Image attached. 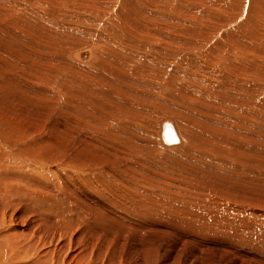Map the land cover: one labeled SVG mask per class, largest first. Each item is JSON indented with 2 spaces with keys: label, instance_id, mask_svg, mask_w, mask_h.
Returning <instances> with one entry per match:
<instances>
[{
  "label": "rangeland",
  "instance_id": "1",
  "mask_svg": "<svg viewBox=\"0 0 264 264\" xmlns=\"http://www.w3.org/2000/svg\"><path fill=\"white\" fill-rule=\"evenodd\" d=\"M197 1L198 2L195 0H188L187 2H185V0H159L160 3L158 5L152 2L150 3V0H0L1 10H5V6L3 7L4 4L14 6L15 14L14 11H11V13L12 16L17 15L13 25L0 19V94H2L5 89H8L10 95L6 101H13L9 103V105L14 107V109H12L14 110L13 112H10L9 109V111H7V106L3 108L0 107V109L2 108L0 111L3 113L0 112V160H2L4 156L9 158V161L0 164V167L2 169H21L22 171L30 168L25 173L29 177L28 181L34 183V178L41 177L38 169L40 163L48 164L55 162L58 165L52 170L48 169V181L46 182L57 186L60 184V181L63 182V180L55 177L52 171L60 170V166L65 167L64 170H79L75 167V164H86L81 156L77 154L75 147H70L60 154L62 155L71 151V158L74 163L70 164L67 159L55 156L56 148L47 150L49 144L43 141V138L50 137L51 135L55 138L60 133L65 136L66 131H73L74 129V132H76L79 128L77 132L79 136H81V134L87 136L86 133H89V135L91 134L93 138L95 136L94 140L90 142L92 149H87L94 151V167L98 169L97 175H92L88 178V180H92L100 186L99 189H96L94 195L105 190H111L119 195L125 194L128 198L133 196V191L135 189H146L150 184L148 178L154 176L153 178L158 179L156 185L161 187L159 190H165L166 188L178 190L174 187H177V185H184L183 189L186 193L190 194L189 196L201 193L200 198L202 196L203 200L205 198H216L219 196L221 198L220 201L224 204H236L240 206V208L244 207L242 208L244 214L248 216L252 215L256 218L259 217L260 219L263 217V219L259 222L257 219L255 221V219L246 215L234 212L226 213L221 216L219 215L221 213L214 209H209L205 206L198 207V204L195 205L193 202L177 203L172 201L166 204L167 208L164 210L166 216L163 213L157 216L158 220L162 221L161 225L167 224L170 231L152 232V234L157 241L163 242L164 246L172 243L175 239L179 240L181 244L180 248L182 251L186 250L185 252L188 250V248H183L185 241H189L187 243H193L195 245L198 242L199 245L198 243L196 245L198 248H200V244H202V246H205L204 244L206 243L218 244H214L216 248L213 251H209L206 248L204 252L210 253L213 258L223 256L226 260H230L232 257L224 253L225 251L221 250L220 247L222 242H229L228 244H231L238 250L240 249V253H246L251 259L259 262V260H264V252L262 253L264 249L260 251L262 245L264 248V243H262L264 237L261 235L264 233V228H262L264 227V90L259 91L260 87H264V56H260L262 58L261 61L255 65L248 62L247 59L248 53L254 50L257 45V40L254 39L255 34L257 33V38L259 39L264 38V0ZM221 4L232 9L231 15L227 19L229 24L226 26H222L221 24L214 27L210 23L215 20L214 18L216 15L219 16ZM234 7L237 9L236 14L233 12ZM161 11H164V16ZM182 11H185L184 14H182ZM145 12L149 14L151 19L155 18L156 21L155 19L151 20L148 14V18L146 19ZM158 12L159 16L156 18ZM261 14L262 16H258ZM134 18L141 20V22L143 20V22H146V20L150 21V23L147 22V25H142V28L146 31H149L152 26L155 25L153 24V21H155V23H161V26L165 25L163 27L164 29L166 27H168L166 29L170 31L176 29V35L172 37L174 39H179L182 35H192L194 37L195 43L190 42L186 44L188 41H185L186 43L183 42V45L180 44L181 46L187 45V51L186 49L184 50L188 55L183 54L184 56L182 55L183 57H179L177 60L183 62H179V64H182L183 68L186 70L190 67V71L194 74V77L191 78H193L192 80L196 81V83H199V85L194 84L190 79L179 81L173 84L169 89L160 88L155 84L157 72L151 63V57L145 50V46H142L143 44L140 46L139 44L140 34L133 25L137 23V21L135 22L133 20ZM162 19L165 21H162L164 24L160 21ZM260 22H262L261 25ZM203 26L205 28H203ZM238 30L242 35L234 38ZM216 33L220 34L216 35ZM133 35L136 37L133 38ZM202 36H208L207 39L212 40V43L215 40L213 47H211V45L203 46ZM124 40L129 42V47L127 45L122 46ZM223 43L224 45L230 43L233 47L237 46L241 48V50L236 51L235 56L238 60V67L229 65L227 61L216 62L214 53ZM190 45L192 46L189 48ZM82 46H96L94 55L95 63L89 65V67L78 64L77 68H75V65L70 63L69 51L71 50V55L76 58V51L78 47ZM139 51L143 58L142 63L138 57ZM118 52H122V55L126 58H128L127 55L132 56L135 61L123 58L125 62L122 58L118 59L116 57V60L107 58V54L114 56L112 54H117ZM224 53H229V49H224ZM173 55L177 58L181 54L174 53ZM203 58L208 59L207 64L202 60ZM104 61H108L112 65L103 66L102 63ZM76 62L81 63L79 60ZM187 62L190 63L186 64ZM84 63L85 62H83V64ZM132 63H138V67L134 69V71L138 73V80L137 78H131V80L128 73H124ZM61 65L67 66L69 70H67L65 74H62L59 79L55 78L56 81H61L60 86L68 89L70 86L74 87L85 83L88 90H90L88 91L85 87V92L82 91V94L76 97L78 104L73 102L70 103L71 97L68 100H64L62 97V102L58 97V90H55L57 87H54L55 84H53L52 77L57 76V67ZM171 66L168 65L167 68L171 70ZM213 66L221 72L214 75L212 73ZM177 68L179 70V67ZM199 68L203 70L199 71ZM185 69L182 70L185 71ZM61 70L63 69H60V71ZM192 70H194L195 73ZM197 71H199V73ZM205 71H211L207 83H203L202 79H204V77H201L204 76L201 74H204ZM177 73L183 72L177 71ZM114 75H116V77ZM255 77L261 79L260 83ZM105 78H110V82L108 81L109 79L106 81ZM87 80L92 82L87 84ZM123 81H128L129 84ZM5 82H7V84H5ZM107 82L111 83L112 86L116 85L114 87L118 86L117 89L124 86L126 90L129 89L128 87L131 83L133 92H135L134 95H136L137 92L139 94L137 100L128 98L125 104V99H123V102L122 99L120 100V103L122 102L121 104L127 106L126 113L130 112V116L125 117L123 121L118 120V127L117 125H113L115 122L111 120L110 115L106 117H96L95 115L98 114L104 115V112L95 111L89 104V94L87 92L92 94L96 90L104 91L106 88L110 89L106 86V84H108ZM125 83L128 84V87ZM10 85L11 87H8ZM13 85H20L19 88H23L24 90L28 89V91L26 90L28 95L25 97L26 99H19V102H17L19 95L14 91ZM137 86H139L138 90L136 89ZM29 91L33 94L30 95V93H28ZM121 91H123V88ZM37 92H42L43 95L45 94V97L43 95L40 96L41 94H37ZM70 92L72 91L67 90L68 94H72ZM197 92L204 93V99L198 100L195 94ZM34 94L42 98L44 97L45 99L41 98V101L37 96L38 98H36L39 99L37 100ZM106 97L107 95H105V98L103 97L105 102L109 99V97L108 99H106ZM113 97L115 98V96ZM113 97H110L112 99H109L107 104L114 103V101L119 102L120 97L118 100L114 99V101L110 102V100H113ZM116 98H118V95ZM171 98L181 100L189 105L193 103L192 106L213 110L214 113L199 115L195 109L184 110L180 105L172 103V101L169 100ZM24 101H26L28 106H22ZM132 101H135L133 105H131ZM128 102H131L130 105ZM99 103L100 101H94V105L96 104L95 106L97 108ZM210 103L216 104L214 107H209ZM106 106L107 105L104 107ZM165 106L166 108L167 106L174 108L181 115H185L191 125L195 119H200L208 124L207 128L203 131L199 128L200 126L194 124L190 126L187 120L185 122L180 121L179 124L182 125L179 127H181V129L183 127V132L182 130L180 132L182 139V133H184V136L188 134L186 149L177 150L176 148L165 146L159 140V135L155 130L158 127L156 122L164 117L163 108H165ZM25 107L27 111H24ZM80 107L86 111V116L84 115V111L81 110L80 112ZM5 110L9 112V117L14 119L15 122L13 120L8 122L5 119V117L8 116ZM108 110H110V108L107 109V111ZM111 110L108 112L111 113ZM139 114L141 115L140 117ZM2 115H5V117ZM19 115L23 118L19 117ZM131 115L138 116V118L142 120L138 118L137 121L130 119ZM1 116L5 122L2 121ZM94 118H107L110 120V126L108 127L107 125L106 127L105 124L103 126ZM31 119L32 121L35 119L34 124H32L33 122ZM93 119L97 123L93 121ZM44 120L46 124L48 122L50 123L46 125L44 122L43 124ZM83 120L84 123H82ZM90 120H92V122ZM145 121H148L149 124ZM87 122L91 123L88 124ZM80 124L91 126L88 128L89 126L85 125L86 128H84V125L82 126ZM213 124L215 125L214 127ZM39 125L41 127H39ZM70 125L76 126L69 129L71 127ZM92 125H94V128H92ZM145 125H147V129H150V131L144 129ZM80 126H82L81 130L84 128V132L82 133H80ZM35 127H37V129L41 128V130L38 129L37 131ZM189 127L191 128L190 133H188ZM49 129L51 131H49ZM88 129H90V131L92 130V133L85 132L89 131ZM102 129L104 131H102ZM106 131L108 132L105 133ZM192 131H195V133L193 134ZM97 132L101 135H97ZM68 133H70V131ZM229 134L232 135V137L229 136ZM147 147L151 152L147 151ZM215 148H222L221 155L219 153L216 155L217 152L215 153L214 151L217 149L215 150ZM182 151L185 154H183ZM17 153L18 155L15 156ZM19 156L21 159L17 160L16 157ZM126 158H128L133 165H129ZM139 159L141 162L143 161L142 164H140L143 167L139 165V163H141ZM5 160L4 158L3 161ZM202 160L204 161L202 162ZM107 163H112L114 165L126 163L127 166L133 168V176H127L125 172H123V175L121 174V176L118 177L119 175L117 176L113 169L105 171L104 165ZM210 174L212 177H215L212 178ZM212 174H216L217 176ZM200 175L202 177H200ZM87 176L86 173L80 172L69 176L70 188L75 189L78 183L84 181V177ZM175 178L180 183H177ZM172 180L174 182H172ZM196 181L197 183L199 182L197 186L196 184L194 185ZM171 183L173 185H171ZM223 184L225 185L223 186ZM35 186L42 188V185L35 184ZM230 187H232V189ZM181 188L182 187H179V189ZM129 189L132 190L128 191ZM225 189H227V191ZM29 190L35 192L40 197L33 195L36 202H46L43 197V192L33 188ZM231 190H234L233 192L237 194H233ZM59 195L62 196L56 203L55 200H48L46 204L53 207L72 202V197L69 194H65L64 191L60 192ZM77 200L80 201V199ZM257 207H262L263 209ZM131 210L135 209L132 207ZM227 214L228 217L226 216ZM260 214L262 216H260ZM141 219L148 218L145 217ZM218 220H221V222ZM246 222H248V224ZM250 222L253 224H250ZM236 223V226L241 228L242 231L234 226ZM245 223L247 225H245ZM223 225H225V227ZM104 226L108 225H102V227ZM218 228L220 230H218ZM235 229L239 230L235 232ZM229 230H233L232 233ZM238 232L242 233L246 238L243 236L244 242L233 245L231 241L235 236H231V238L230 235L233 233V235H235ZM213 233L214 240L211 238ZM228 233H230L229 236ZM256 233H258V235ZM223 236H225V238ZM230 238L231 240L228 241L227 239ZM202 241H204V243H202ZM218 241L219 243H217ZM228 247L234 250L231 246ZM161 248L162 247H160V249ZM237 254L240 255L239 253Z\"/></svg>",
  "mask_w": 264,
  "mask_h": 264
},
{
  "label": "bare ground",
  "instance_id": "2",
  "mask_svg": "<svg viewBox=\"0 0 264 264\" xmlns=\"http://www.w3.org/2000/svg\"><path fill=\"white\" fill-rule=\"evenodd\" d=\"M187 1L188 0H185V2H187ZM195 1L198 2L197 0H195ZM151 2L158 4V5L160 3L159 0H152V1L150 0V3ZM4 6H5V10L0 9V19L5 20L6 22H9L10 24L13 25L15 22L14 19L17 16V15L12 16V13H11V11H14V14H15L14 6H8L7 4H4L3 7ZM179 6H181V5H179ZM210 7H212V6H210ZM183 9H184V7H183ZM236 10H237L236 7H234L233 12L235 14L237 13ZM219 11H220V14H218L219 16L216 15L217 17L215 16V18H214L215 20H213L210 23L214 27L219 26L221 24H222V26H226L229 24L227 19L231 15L232 9L221 4ZM139 12H137V13H139ZM163 12L161 11L162 14H163ZM182 12H183L182 14H184L185 11H182ZM145 13H146L145 18L147 19L149 14L147 12H145ZM141 14H142V12H141ZM147 14H148V16H147ZM162 14H160V15H162ZM157 16H159V12L156 15V18H158ZM163 16H164V14H163ZM163 16H161V17H163ZM258 16H262V14L258 15ZM150 19H151V17H150ZM154 19H151V20H154ZM163 19L160 21L162 22ZM133 20L135 22L137 21V23H135L133 25L135 26V29L140 34L139 35V41H140L139 44H140V46H141V44H143L142 46H145V50L149 53V55L151 57V63L157 72V74L155 76V84L156 85H158L160 88L169 89L172 87L173 84H175L179 81H185L188 79H190L194 84L199 85V83H196V81L192 80L193 78H191V77H194V74L190 71V69H189L190 67L187 68L188 70H186L185 68H183L182 64H179L180 61L177 60L179 57H183L184 56L183 54H186L184 49H186L187 45L181 46L180 44H182L185 41H188V43L185 42L186 44H189L190 42L195 43V39L192 35L191 36H189V35L183 36L182 35L181 37H179V39H174L172 37L176 35V29H174L172 31L167 30L166 28H168V27H166L164 29L163 27L165 25L161 26L162 25L161 23H159V22L155 23L156 19H155V21H153V24H155V25H153L149 31H146L144 28H142V25H147L148 23H150L149 20L148 21L146 20V22H143L144 20L141 22V20H137L135 18ZM163 22H165V21H163ZM197 23H198V20H197ZM261 24H262V22H260V25ZM254 25H258V24H254ZM180 28H181V26H180ZM203 28H205V27L203 26ZM239 32L240 31L238 30V32L236 33L237 35H234V38H237V37L242 35L241 32L240 33ZM219 34L216 33V35H219ZM132 37L134 38L136 36L133 35ZM207 37L208 36H202V45L203 46L211 45V47H213L215 40L212 43V40L207 39ZM140 39H142V40H140ZM254 39L257 40V45H256L254 50H252L248 53V59H247V61L251 62L253 65L258 64L261 61L262 58L260 56H264V38H261V39L257 38V33H256L254 36ZM123 45H127L129 47V42L127 40H124V42H122V46ZM191 46L192 45H190L189 48ZM226 48L229 49V53H227V54L224 53V49H226ZM238 50H241V48H239L237 46L233 47L230 43H228V45H224V43H223L221 45V47H219V49L214 53L215 58H216V62L227 61L229 65H231L233 67H238V60L235 58L236 51H238ZM95 51H96V46L78 47V50L76 51L77 57L74 58L71 55L72 51L70 50L69 51V55H70V59H71L70 63H73L75 65V68H77L78 64L86 65L89 67V65H93L95 63V57H94ZM186 51H187V49H186ZM174 53L175 54H181V55L178 56L177 58H175V56L173 55ZM112 55H114V56H111V54H107V58H109L110 60H116V57H117L118 59L124 58V59L135 61V59L130 55H127L128 58H126L124 55H122V52L121 53L118 52L117 54H112ZM186 55H188V54H186ZM138 57L142 63L143 58H142L140 51L138 53ZM185 57H187V56H185ZM77 60H79L81 63L76 62ZM202 60L206 64L208 63V59L203 58ZM189 61H191V60H189ZM83 62H85V63L83 64ZM180 63H183V62H180ZM188 63H190V62H187L186 64H188ZM171 64H172V66H171ZM173 64H174V66H173ZM178 64H179V66H178ZM102 65L103 66H111L112 64L108 61H104L102 63ZM168 65L171 66V70L167 68ZM202 66H203V64H202ZM136 67H138V63H132V65H130V67H128V69H126V71H124V73H128V76H130V79L131 78L132 79L137 78V80H138V73H136V71H134V69H136ZM177 67H179V70ZM57 68H58L57 69L58 70L57 76L52 77V81L54 82L53 84H55L54 87L55 86L57 87V88H55V90L56 89L58 90L57 91L58 97L60 98L61 102L63 101V99L68 100L71 97L70 103L73 102L75 104H78L76 97L78 95H81L82 91L85 92V87L87 85L85 83H83L81 85H77L74 87L70 86L68 89L63 88L62 86H60L61 81L60 80L56 81L55 78L59 79L62 74H65L66 71L69 70V68L65 65L58 66ZM59 68L63 69V70L60 71ZM181 68L185 69V71H183ZM202 70L200 69L199 71H202ZM177 71L183 72V73H177ZM192 71H194V70H192ZM199 71H197V72L199 73ZM218 72H221V71L217 70L213 66L212 67V73L215 75ZM194 73H195V71H194ZM210 73H211V71H205L204 74H201V75H204V76H201V77H204V79H202L203 83L208 82V77L210 76ZM114 76L116 77V75H114ZM199 76H200V74H199ZM105 79H106V81L109 79L108 80L109 82L111 80L110 78H105ZM255 79L260 83L261 79H259L257 77H255ZM86 82H87V84H90L92 81L89 82L87 80ZM109 82H107L108 84H106V86L109 87L110 89L106 88L104 91L96 90L92 94L90 92H87L89 94V104H90L91 108H94L95 111L104 112V115L98 114V115H95L96 117H106V116L110 115L111 120L115 122L113 125H117V123H119L118 120L123 121V120H125V117L130 116V112L126 113V107L127 106L126 105L124 106L123 104H121L123 102V99H125L124 100V104H125V102L127 101L126 99H128V98L129 99L134 98V100H137L139 97V94L137 92V94L134 95L135 92H133V86L130 83V85L128 87V84H129L128 81H123V82H128V84L127 83H125V84H127V87L129 88V89L127 88L128 90H126V89H124V86H122L123 91H121L122 88H119V89H121V90H119V89H117L118 86L114 87L116 85L112 86V84ZM5 84H7V82H5ZM19 86L20 85H13L12 86L14 88V91L17 92L19 95V98H17V102H19V99L22 100L28 96L27 95L28 89H26L27 90L26 91L23 88H19ZM120 86H121V84H120ZM8 87H11V85ZM35 87H34V89H35ZM54 87H52V88H54ZM138 88H139V86H137L136 89L138 90ZM38 89H36V90H38ZM40 89H42V88H40ZM86 89L88 90L87 87H86ZM67 90L72 91V92H70L72 94H68ZM263 90H264V87L259 88V91H263ZM0 91H1V89H0ZM40 91H38V92H40ZM88 91H90V90H88ZM38 92H37V94H41L40 96L43 95V93H42L43 91L41 93H38ZM48 92H50V91H48ZM28 93H30V91ZM32 94L33 93H30V95H32ZM37 94H34V95H36L35 98L37 96L39 97V95H37ZM195 94H196L198 100L204 99V97H205L204 93H202V92H197ZM9 95H10V92L8 91V89H5L3 91V93L0 94V107L3 108V107L7 106L8 107L7 111L10 110V112H13L14 110H12V109H14V107H11L9 105V103H11L13 101H6L9 97ZM105 95H107L106 99H108V97H109V99H112L110 97L115 96V98L113 97V100H110V102L114 101V99L118 100L120 97L119 102L114 101V103H108L107 104V101L109 99L105 102V99H104ZM117 95H118V98H116ZM29 97H31V96H29ZM62 97H63V99H62ZM41 98L42 97H39V99L42 101L43 98L42 99ZM29 99H28V101H29ZM32 99H33V97H32ZM32 99H30V100H32ZM39 99H37V100H39ZM121 99H122V102L120 103ZM93 100L94 101H100L99 104H101V105L98 104V108H97L95 106L96 104L94 105ZM169 100H171L172 103L180 105L182 107V109H184V110L195 109L199 115H209L211 113H214L213 110H208V109H204L201 107L192 106L193 103H190V105H189L186 102H183V101L178 100V99L171 98ZM216 100H218V99H216ZM36 101H32V102H36ZM133 102H135V101H132L131 105H133ZM24 103H25V105H24ZM24 103L22 104L23 107L28 106L26 101H24ZM130 103H129V105H130ZM215 104L216 103H210L209 107L210 106L214 107ZM105 105H107L108 108H107V106L104 107ZM2 108L0 110H2ZM109 108H110V110L112 109L111 113L108 112L110 110L107 111V109H109ZM161 108H162V106H161ZM163 109H164L163 110V116L164 117L159 119L156 122V125L158 127H157V129H155L157 134L159 135V140L165 146L173 147V148H176L177 150L178 149H184L187 145V139H188L187 135L188 134L184 136V133H182V136H183V139H182L180 132L183 129V127L181 129V127H179V126H181L182 124L180 125L179 123H180V121L185 122L186 120L188 123L189 120L187 119V117H185V115H181L174 108H171L169 106H167V108H166V106H165V108H163ZM81 110L85 112L84 113V115H85L86 111L80 107V112H81ZM5 111H3V112H5ZM7 111L5 113H7V115H8L9 112H7ZM24 111H27L26 107H25ZM15 112H17V111H15ZM125 113H126V115H125ZM5 115H2V116L5 117ZM9 115L6 116L5 119L8 122H10L12 120L15 122V120L10 118ZM20 115H22V114H20ZM20 115H19V117H22ZM2 116H1V119H2ZM140 116L141 115L139 114V117ZM142 117H144V116H142ZM33 118H35V117H33ZM88 118H89V116H88ZM137 118H138V116L131 115L130 119H133L135 121L140 119V118H138V119ZM144 118H146V117H144ZM94 119H96V121H98V123H101L103 126H104V124L106 127H107V125H108V127L110 126V120L107 118H100V119L94 118ZM94 119H93V121H95ZM140 120H142V119H140ZM2 121L5 122L4 119H2ZM31 121H32V119H31ZM34 121H35V119H34ZM34 121H32L33 122L32 124H34ZM90 121L92 122V120H90ZM44 122H45V120L43 121V124H44ZM91 122H87V123L90 124ZM145 122H147V124H149L148 121H145ZM48 123H50V122H48ZM52 123H51V125H52ZM82 123H84V120ZM189 123H190V121H189ZM45 124H46V122H45ZM142 124H143V122H142ZM193 124L200 126L199 128L202 129L203 131L208 126L207 123H204L200 119H195L192 122V125ZM40 125H39V127H41ZM80 125H82V124H80ZM83 125L82 126L84 128H86L85 125H87V124H83ZM167 125H172L174 127L177 135L179 136V142L178 143L168 144L164 140L163 133H164V129ZM192 125L190 123V126H192ZM70 126L71 127L69 129H72V127L76 126V125H70ZM82 126H80V130H81ZM87 126H89L88 128H90L91 125H87ZM92 126H93L92 128H94V125H92ZM197 126H195V127H197ZM214 126L215 125L213 124V127ZM117 127H118V125H117ZM119 127H120V125H119ZM151 127H153V126H151ZM151 127H149V128H151ZM57 128H58V126H57ZM84 128H83V130H81L80 133L84 132ZM101 128H103V127H101ZM35 129L37 131H38V129L41 130V128L37 129V127H35ZM50 129H51V127H50ZM50 129H49V131H51ZM103 129H102V131H104ZM144 129H147V125H145ZM190 129L191 128L189 127L188 133L191 132ZM88 130L89 131H85V132H91L92 133V130L91 131H90V129H88ZM105 130H107V129H105ZM42 131H43V129H42ZM69 131H70V133H68ZM69 131L68 132L66 131L65 136L61 135V133L59 132L60 134L58 133L59 135L57 134L58 136L55 138H53L52 135L50 137L43 138V141L48 142V144H49V147L47 150H49L51 148H56L55 156L67 159L70 164L74 163V161H72V158H71V151H68L67 153L62 154V155H60V154L64 150H66L70 147H75L77 150V154L81 156L84 163L86 164V165L75 164V167L79 170H75V169L64 170L65 167L60 166V170L52 171V173L55 177H58V178H60V180H63V182L60 181L59 185L55 186V184H51V183L46 182V181H48V178H47V171H49L48 169L52 170L55 167H57V165H58L55 162H51L48 164L40 163L38 169L40 171L41 177L40 178H38V177L34 178L33 179L34 183H30L28 181L29 177L25 173L30 168L22 171L21 169H15V168L2 169L0 167V264H252V263L253 264H262L263 263L264 264V260L263 261L259 260V262H257L255 260L251 259V257H249L248 254L240 253L241 250L240 249L238 250L236 247L232 246L231 244H228L229 242L228 243L222 242V245L220 248H221V250L225 251L224 253H227L232 257V259H230V260H226V258L224 259L223 256H217V258H213L210 253L204 252V249L206 250V248L209 251H213L216 248L214 246L215 243H213V244L210 243L211 245L206 243V244H204L205 246H202V244H200L201 246H200V248H198V247H196L198 242L197 243L195 242L196 243V245H195L193 243H190V244L187 243L189 241H185L183 248L184 249L188 248L187 252H185L186 250H184V249H183L184 251H182V249L180 248L181 244H180L179 240H177V239H175L172 243L164 246L163 242H159L156 240V238L152 234V232H168V231H170L169 226L167 224L161 225L162 221H159L157 218V216L162 214V213L166 216V213L164 210H165V208H167L166 204L169 202H172V201H175L177 203H180V202L191 203V202H193V204H195V205L198 204L197 205L198 207L205 206L209 209H214L215 211L221 213V214H219L221 216L226 214V213H231V212L232 213L233 212L238 213L241 215H246V216H248V215L244 214V211L242 209L244 207L240 208V206H238L236 204H224L223 202L220 201L221 198L219 196H217L216 198H208V199L204 197L205 198L204 200H203L202 196L200 198L201 193L195 194L193 196H189L190 194L186 193L183 189L184 185H182V186L177 185V187H174V188H177L178 190L171 189L170 187H169L170 189L166 188L165 190H159L161 187L156 185V182L158 179L153 178L154 176L152 178H148L150 181V184L148 185V187L146 189L137 188L133 191V196L128 197V198L126 197L125 194L119 195V194H116L114 191H111V190H105V191H102V192L94 195V192L96 191V189H99L100 186L97 185L96 183H94L92 180H88V178L92 175H97L98 169L94 167V160H93L94 151L93 150H87V149L88 148L92 149L90 142L94 140L95 136L93 138L91 136V134L89 135V133H86L87 136H84L82 134H81V136H79V133H77L79 131V128L76 132H74V129H73V131L72 130H69ZM97 131L99 132L98 129H97ZM115 131L117 132L116 129H115ZM148 131H150V129ZM98 132L96 133L97 135L100 134ZM107 132L108 131H106L105 133H107ZM182 132H183V130H182ZM75 133H77V134H75ZM192 133L194 134L195 131L194 132L192 131ZM114 134H115V132H114ZM229 136L232 137V135H230V134H229ZM126 140H128V139H126ZM176 149H174V150H176ZM216 149L217 148H215V150ZM217 150L214 151L215 153L217 152L216 155L218 153L221 155L222 148L217 149ZM147 151H150V150H148V147H147ZM179 151H181V150H179ZM58 152H60V153H58ZM175 153H177V152H175ZM183 154H185V153L183 152ZM17 155H18V153L15 154V156H17ZM4 158L6 159L5 161H3ZM4 158L2 160H0V164L7 163L9 161V158H7L6 156H4ZM16 159L20 160L21 157L20 156L16 157ZM126 159H127L126 161L129 165H133V163L128 158H126ZM203 161L204 160H202V162ZM139 162H141L140 159H139ZM142 162L139 163V165L142 164ZM108 164L109 163L104 165L105 171H109V169L110 170L113 169L115 174L117 176L119 175L118 177H120L123 172H125V175H127V176L128 175L133 176L132 175L133 168L127 166L126 163H120L118 165H114L112 163L109 165ZM137 164H138V162H137ZM42 166H43V168H42ZM140 166H138V167H140ZM135 167H136V165H135ZM141 167H143V166H141ZM137 170H138V168H137ZM140 170H142V169H140ZM77 172L86 173L88 176L84 177L85 178L84 181H80L78 183V186L75 189H72L69 186V181H70L69 176H71L72 174L77 173ZM200 172H202V171H200ZM126 173H128V174H126ZM135 173H136V171H135ZM142 175H144V174H142ZM145 175H146V173H145ZM201 175H200V177L203 176V175L202 176ZM212 175H216V174H212ZM240 175H242V174H240ZM134 176L138 177L139 175L138 176L134 175ZM204 176H205V173H204ZM210 176H211V174H210ZM170 177H171V175H170ZM213 177H215V176H213ZM218 177H219V175H218ZM25 178H27V179H25ZM207 179H208V177H207ZM175 181L177 183H180L179 181L176 180V178H175ZM172 182H174V181L172 180ZM198 183L196 181V182H194V185L196 184V186H197ZM35 184L42 185V188H40L39 186H35ZM168 184H169V182H168ZM218 184H219V182H218ZM171 185H173V184L171 183ZM224 185L225 184H223V186ZM179 187H182L181 188L182 190L179 189ZM232 187H230V188L232 189ZM30 188L38 189L39 191L43 192V197L45 198L46 202L48 200H52V201L55 200V203H56L57 200H59V198L62 196V195H59V193L62 191H64L65 194H69L72 197V202L69 204L62 205V206L56 205L53 207L47 205L46 202H44V201L39 203V202H36L34 200L35 198L33 197V195L36 197H39V196L35 192L30 191L29 190ZM60 188H62V189H60ZM201 189H202V186H201ZM130 190H132V189H129L128 191H130ZM225 190L227 191V189H225ZM229 191H228V193H229ZM233 191H232L233 194H237L236 192H233ZM243 195H244V193H243ZM77 199H80V201H78ZM38 206H40V207H38ZM130 206H132L135 210H131L132 207H130ZM257 208L263 209L262 207H257ZM245 209H247V208H245ZM251 209H252V207H251ZM221 216H219V217H221ZM226 216L228 217V214ZM260 216H262V215L260 214ZM145 217H147L148 219H141V218H145ZM248 217L255 219V221L257 219V220H259V222L263 219V217H262V219H260L259 217L256 218L255 216L253 217L252 215L248 216ZM219 219H221V218H219ZM219 222H221V220ZM259 222H257V223H259ZM227 223H229V222H227ZM230 223H232V222H230ZM246 223L248 224V222H246ZM246 223H245V225H247ZM250 224H253V223L250 222ZM102 225H108V226L102 227ZM218 225H220V224H218ZM236 225H237V223L234 226H236ZM112 226H115V227H112ZM216 226H217V224H216ZM220 226H219V228H220ZM223 226L225 227V225H223ZM231 227H233V226H231ZM237 227L238 226H236V228ZM219 228H218V230H220ZM226 228H223V229H226ZM246 228H248V227H246ZM262 228H264V227H262ZM209 229H211V228H209ZM239 229L241 230V228H239ZM242 229H244V228H242ZM236 230L237 229H235V232L238 231V230L237 231ZM232 231H230V232L232 233ZM227 232H228V230H227ZM218 233H219V231H218ZM229 234L230 233H228V236H229ZM233 234L230 235V237L235 236L233 238V240L231 241L233 245L234 244L238 245V243L244 242L243 241L244 235L242 233L238 232L235 235H233ZM256 234L258 235V233H256ZM261 235H262V237H264V233H262ZM213 237H214V233H213L211 238H213ZM219 237H220V235H219ZM223 237L225 238V236H223ZM231 238L227 239V240L229 241V240H231ZM214 239L215 238H213V240ZM261 240H259V241H261ZM192 241H193V239H192ZM209 241H211V240H209ZM221 241H222V239H221ZM214 242H216V241H214ZM202 243H204V241H202ZM217 243H219V241ZM262 243H264V241ZM198 245H199V243H198ZM215 245H218V244H215ZM228 246H231L234 250L229 249ZM160 247H162V248L160 249ZM247 248H248V245H247ZM261 249L262 250L264 249L263 245L260 248V251H261ZM220 252H222V251H220ZM263 252L264 251H262V253ZM237 253H239L240 255H238ZM220 259H223V260H220Z\"/></svg>",
  "mask_w": 264,
  "mask_h": 264
},
{
  "label": "water",
  "instance_id": "3",
  "mask_svg": "<svg viewBox=\"0 0 264 264\" xmlns=\"http://www.w3.org/2000/svg\"><path fill=\"white\" fill-rule=\"evenodd\" d=\"M163 137L168 144H176L179 142V136L172 125H167L165 127Z\"/></svg>",
  "mask_w": 264,
  "mask_h": 264
}]
</instances>
